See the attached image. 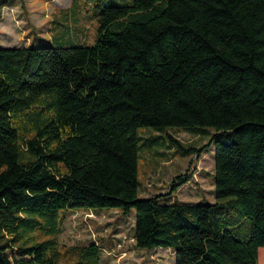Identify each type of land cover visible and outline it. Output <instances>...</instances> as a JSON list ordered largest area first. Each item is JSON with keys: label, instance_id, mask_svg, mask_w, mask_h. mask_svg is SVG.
<instances>
[{"label": "trees", "instance_id": "16d2710c", "mask_svg": "<svg viewBox=\"0 0 264 264\" xmlns=\"http://www.w3.org/2000/svg\"><path fill=\"white\" fill-rule=\"evenodd\" d=\"M85 2L90 44L0 47V264H99L57 234L65 210L101 207L132 208L135 248L173 264H264V0ZM141 126L206 134L163 139L212 147L213 201L160 200L189 170L138 196Z\"/></svg>", "mask_w": 264, "mask_h": 264}, {"label": "rangeland", "instance_id": "374dc122", "mask_svg": "<svg viewBox=\"0 0 264 264\" xmlns=\"http://www.w3.org/2000/svg\"><path fill=\"white\" fill-rule=\"evenodd\" d=\"M86 0H5L0 8V46H26L54 39L59 45L71 42L90 44L93 40L92 6ZM104 4L130 3L131 0H102ZM137 129L138 196L165 193L176 174L190 171L191 177L175 192L160 200L183 203L212 201L213 151L179 154L168 146L164 134L178 142L199 148L206 145V134L168 126ZM206 129H209L208 127ZM205 132V131H204ZM133 209L123 214L119 208L65 210L57 240L61 247H82L90 243L99 250V264H173L166 247L135 248L132 238Z\"/></svg>", "mask_w": 264, "mask_h": 264}, {"label": "crops", "instance_id": "0c3cea01", "mask_svg": "<svg viewBox=\"0 0 264 264\" xmlns=\"http://www.w3.org/2000/svg\"><path fill=\"white\" fill-rule=\"evenodd\" d=\"M16 46V45H15ZM23 46V45H22ZM0 47H11V45H8V46H3V45H1ZM211 149H212V147H211ZM212 197H213V195H212ZM212 201H213V198H212ZM197 202V201H196ZM211 202V201H210Z\"/></svg>", "mask_w": 264, "mask_h": 264}]
</instances>
